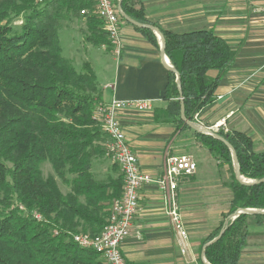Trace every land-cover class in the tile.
Masks as SVG:
<instances>
[{
    "label": "trees",
    "instance_id": "trees-1",
    "mask_svg": "<svg viewBox=\"0 0 264 264\" xmlns=\"http://www.w3.org/2000/svg\"><path fill=\"white\" fill-rule=\"evenodd\" d=\"M95 8V0H0V264H106L94 249L76 243L74 235L95 237L103 231L113 203L122 197L124 176L113 163L111 174L98 178V161L111 155L109 137L96 116L103 104L102 87L90 62L77 70L63 55L59 38L64 19L82 18L88 29L85 41L111 49ZM122 9L132 19L149 23L139 0H122ZM138 29L159 45L153 30ZM160 30L181 83L179 88L171 72L167 107L156 111V117L162 115L178 130L189 128L181 119L182 98L185 116L193 121L217 100V88L238 51L213 29ZM211 70L217 76L210 77ZM195 132L215 159L234 162L223 141ZM218 134L234 147L245 178H264V152H256L247 135ZM45 162L53 173L44 174ZM226 185L232 191L231 207L199 247L209 264H239L249 219L264 225V212L231 218L239 209L264 210V182L242 184L233 169ZM221 231L222 237L207 245Z\"/></svg>",
    "mask_w": 264,
    "mask_h": 264
},
{
    "label": "crops",
    "instance_id": "crops-1",
    "mask_svg": "<svg viewBox=\"0 0 264 264\" xmlns=\"http://www.w3.org/2000/svg\"><path fill=\"white\" fill-rule=\"evenodd\" d=\"M139 6L143 7L148 22L159 29L176 33L213 29L237 49L234 65L217 88V100L204 109L201 116L207 126L220 121L225 131L244 133L253 141L256 152H264V0H139ZM125 22L120 28L122 54L119 58L114 56L112 48L106 50L86 41L85 55L102 87L103 103L113 99L154 100L152 112L125 110L120 112L119 118L141 170L157 179L164 174L169 155L184 154L180 153L183 149L179 145L177 126L163 121L162 115L159 119L156 117V111L167 107L165 97L171 61L167 54L162 57L161 40L155 31L158 46L137 26ZM100 51L106 58L102 66H97L93 53L102 56ZM217 74L216 71L211 76ZM205 150L202 149L203 157L207 156ZM199 159H193L197 170L181 178L176 193L190 235L188 253H181L168 215L171 193L150 183L139 192V209L131 234L122 244L128 264H202L199 257H202L199 253L201 240L220 225L222 214L229 211L232 191L226 185L231 176L228 163L222 161L220 167L225 177L222 186L201 185ZM109 164L107 160L98 161L96 173L101 179L111 174ZM213 174L214 182L220 181ZM219 186L223 198L217 199L224 203V209L219 220L209 225L204 207L214 202L211 200L215 197L213 191ZM239 264H264V225L253 218L249 219L248 236Z\"/></svg>",
    "mask_w": 264,
    "mask_h": 264
},
{
    "label": "built area",
    "instance_id": "built-area-1",
    "mask_svg": "<svg viewBox=\"0 0 264 264\" xmlns=\"http://www.w3.org/2000/svg\"><path fill=\"white\" fill-rule=\"evenodd\" d=\"M47 1V0H40ZM96 13L104 20V30L109 34L113 54L119 58L122 54V39L120 34L121 17L117 3L114 0H95ZM85 13V10L82 11ZM105 46V45H103ZM154 100L134 99L117 100L98 106L96 116L102 122L103 129L109 139L107 148L115 162L120 166L124 176L123 194L111 208L108 224L103 231L92 237L89 234L78 233L74 240L81 247L92 248L105 260L106 264H128L122 252L124 240L131 234L133 221L139 209V192L150 183H156L162 191H169L172 195L168 215L183 255L191 248L189 231L184 222L176 193L182 177L192 175L197 170V164L190 155L173 154L167 158V166L160 178L141 170L139 159L132 150L119 114L125 110L138 112H152ZM222 122H217L210 129L218 131Z\"/></svg>",
    "mask_w": 264,
    "mask_h": 264
},
{
    "label": "rangeland",
    "instance_id": "rangeland-1",
    "mask_svg": "<svg viewBox=\"0 0 264 264\" xmlns=\"http://www.w3.org/2000/svg\"><path fill=\"white\" fill-rule=\"evenodd\" d=\"M122 24H126V22L123 21ZM87 31L88 29L86 27L85 20L82 18L64 19L59 29V38H60V42L62 45L63 55L66 58H69L73 61L74 66L76 67L77 70H81L82 65L85 62H88L86 55H85V49H84L85 48L84 46L87 45V43L85 42L84 33H86ZM101 47L108 50L107 46H101ZM100 53H102L100 54L102 56L95 55V52L93 53L94 57L92 55L94 64H96L97 66H102L104 63L103 60L106 58L105 53H103L102 51H100ZM108 58L111 60L110 56H108ZM215 72L216 71H213L212 74H209V76L212 77L211 75H213ZM201 114H202V111L200 113H196L195 119L193 120V122H195L196 124L202 127L210 129L212 126L211 125L207 126L204 123V120L202 119ZM220 130L225 131L221 127L219 128L218 132ZM178 132L179 134L177 136H178L179 145L181 149H183L180 153L189 154L192 156L193 159H197L200 157L199 160L201 162H200L199 174L201 173V177H202L200 184L205 185L207 183L208 184L213 183L216 185L220 184L222 186V180H224L225 177H224L223 169H221L220 167L222 166V161L223 162L225 161L224 160L225 158L221 156L219 160L214 159L215 157L213 156V153L201 143L200 138L197 136L196 132L193 131L191 128L182 126L181 129L178 130ZM225 132H229V131H225ZM230 132H233V131H230ZM201 146H203V148H201ZM202 149H206L205 151L207 152L205 153H207L206 154L207 156L203 157V155L205 154H202ZM102 160L109 161L110 163L109 165L111 167L113 166V163H116L112 155H110V159H102ZM226 163H228V170L230 173H232L233 169L235 171L234 162H232L234 166L230 162H226ZM43 171L45 175L49 173H53L51 165L47 162L43 164ZM213 172L215 173V176H218L217 178H220V181L214 182L215 177H213L214 175ZM98 178H101V177L98 176ZM59 182H60L62 190L64 192H67L68 191L67 187L64 184H62L60 180ZM215 189L216 190L213 191L215 197L211 199V200H214V202H211L206 207H204V212L207 214V222L209 225H213L214 223L217 222V220H219L220 212L221 210L224 209V205H223L224 203L221 201L223 196H222V191L220 190V186L216 187ZM217 197L220 198L221 200L217 199ZM216 229L217 228H215L210 233L214 232Z\"/></svg>",
    "mask_w": 264,
    "mask_h": 264
},
{
    "label": "water",
    "instance_id": "water-1",
    "mask_svg": "<svg viewBox=\"0 0 264 264\" xmlns=\"http://www.w3.org/2000/svg\"><path fill=\"white\" fill-rule=\"evenodd\" d=\"M118 8H119V12H120V15L123 17V19H125L127 22L137 26V27H140V28H148V29H151L153 31H155L157 33V35L159 36L160 40H161V44H162V57L165 56V37H164V34L162 33V31L155 25L153 24H150V23H147V24H143V23H140L134 19H132L131 17H129L122 9V0H119V3H118ZM168 69L171 71V72H174L177 76V79H176V82L178 84V87L180 88V73L173 67V65L169 64L168 65ZM180 94H181V97H182V91H180ZM181 119L191 128V129H194L195 131L197 132H200V133H204V134H208V135H212V136H215L217 138H219L221 141H223L226 145H228L233 153V156H234V162H235V175H236V178L237 180L242 183V184H245V185H251L253 183H261V182H264V178L261 179L260 181H253V180H248L246 179L242 174H241V170H240V164H239V160H238V157H237V153L234 149V147L222 136H220L218 134V131H215L213 129H208V128H205V127H202L198 124H196L195 122L193 121H190L186 118L185 116V104H184V101H183V98H182V104H181ZM259 212H264V210H258V209H253V208H246V209H239L235 214H233L231 216L232 219H235L239 214L241 213H250V214H255V213H259ZM223 235V231L220 232V234L214 238L212 241H210L207 245L211 244V243H214L216 241H218ZM206 245V246H207ZM205 246V247H206ZM204 247V248H205ZM202 259L204 260V263L205 264H209L206 260V258L204 257V253H202Z\"/></svg>",
    "mask_w": 264,
    "mask_h": 264
}]
</instances>
